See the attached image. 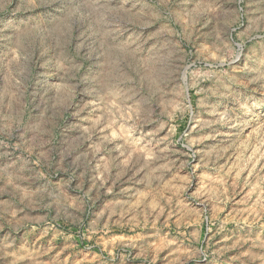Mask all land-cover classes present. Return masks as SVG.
Segmentation results:
<instances>
[{
  "label": "rangeland",
  "instance_id": "rangeland-1",
  "mask_svg": "<svg viewBox=\"0 0 264 264\" xmlns=\"http://www.w3.org/2000/svg\"><path fill=\"white\" fill-rule=\"evenodd\" d=\"M0 264H264V0H0Z\"/></svg>",
  "mask_w": 264,
  "mask_h": 264
}]
</instances>
